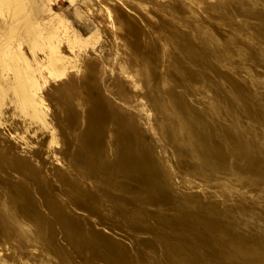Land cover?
<instances>
[{"label":"bare ground","instance_id":"1","mask_svg":"<svg viewBox=\"0 0 264 264\" xmlns=\"http://www.w3.org/2000/svg\"><path fill=\"white\" fill-rule=\"evenodd\" d=\"M203 2L164 0L152 7L158 24L141 17L143 25L135 17L126 18L129 15L117 23L127 31L122 38L124 60L144 86L171 159L160 158L153 142L148 143L151 139L137 133L132 120L109 110V101L85 77L81 90L88 104L80 117L82 129L73 135L77 145L67 157L66 170H50L61 196L50 189L55 181L48 185L47 177L35 176V194L49 216L20 177L18 182L13 174L16 183L0 176L4 250H13L14 243L19 251L27 248L31 254L26 261L34 264H60L59 258L72 256V250L89 264H155L158 249L161 264H264V77L257 74V70L264 74V66H259L264 64V42L259 24L244 20L258 19L264 0H216L207 8ZM59 15L38 0H0V127L25 142L29 133L37 136L36 155L57 141L47 118L49 99L41 92L48 80L41 69L47 68L53 77L62 75L69 63L76 66L75 48L83 43ZM60 30L72 55L59 50ZM72 115L73 121L80 116L74 120ZM12 161L5 164L11 170ZM193 178L201 183L195 184ZM212 183L218 189L215 193L207 191ZM249 187L255 189L252 206L243 199ZM70 206L88 214L96 207L104 214L115 211L108 218L117 217L114 223L104 220L109 215L97 220L126 241L93 229ZM151 207L154 210H148ZM57 229L62 242L56 238ZM137 232L147 233V240L135 239Z\"/></svg>","mask_w":264,"mask_h":264},{"label":"rangeland","instance_id":"2","mask_svg":"<svg viewBox=\"0 0 264 264\" xmlns=\"http://www.w3.org/2000/svg\"><path fill=\"white\" fill-rule=\"evenodd\" d=\"M209 1H210V4L212 2H214V3L216 2V0H213V1L212 0H205V2H203L204 7L207 8L210 6ZM38 2L42 5H44L45 7L50 8L51 11H54V13H56L57 16L60 14L59 16H61V18L64 20V22L69 26V28H70L69 30L75 31V33L82 39V41H83L82 45L83 46L81 45L80 48H77V47L75 48V51L79 52V53H77L78 57L76 58V63H77V64L75 63L76 66H73L69 63L70 65L69 64H68L69 66L66 65L65 73H63L62 75H60L58 77H53V76L49 75L47 68L42 67V69H41L42 75L48 79L46 82H44L42 84L43 89L41 90V92L45 98L47 97L46 100L49 99L48 101H46V102L50 103V104H48L49 109H48L47 118L49 117L48 120H49L50 124L54 127V135H55L57 141L52 142L51 145H48V146H45L44 148H41V150L43 152L40 155H36V154H34L33 150L39 146L38 139L37 140L34 139V138H37V136H34L32 133H29V135H27L29 137V140L27 142H25L22 139H17L14 134H12V133L9 134V133H7V131H4V129L2 130L0 127V129H1V131H0V163L5 165V164H8L9 162L11 163V161L14 158H16V159H14L15 161H12V162H13V166H15L13 169L17 168L16 169L17 172L14 170V172H15L14 173L13 169L11 170L10 168H7L9 165H12V163L11 164L9 163V165H5V167L3 166L4 171H2L3 168H1L2 165L0 164V168H1L0 169V176H2V178H4V179L8 178L11 181L13 180V182L15 181V177H17L16 180L18 182H19V179L21 178V180H22V181H20L21 183L25 182L23 184H25L27 187L31 186L29 188L33 189L32 191H33L35 197L37 198V200L39 199L38 203L42 206V207L39 206V208L41 207L40 210L42 209V212L44 214L46 213V215L49 216V214H50L49 211L46 210L45 207H43L39 196L37 194H35L36 193V191H34V187H35L34 185H35V180H36L35 176L38 177L39 176L38 174H40L43 177V179H45L47 177L46 183H48V185L49 184L51 185V181L53 183L56 180V178H53L54 176H51L52 174H50V172L56 168H59L62 170H66L68 168L69 164H68L67 159L69 160V158H67V157H70L73 154L72 153L74 150L72 148L73 145H74V148L77 145V143L74 142L75 141L74 137H75L76 133L81 131V129H82L81 128L82 127V120H81L82 118H80V117H82V114L84 113V111H82V110L87 108V105H86L87 102L85 100L86 96H85L83 90H81L82 81H84L85 79L86 80L88 79V81H90L91 84H96V86L95 85L94 86L96 87V90H98L101 93L102 97H105V99H106V100L104 99L105 102L108 103L107 101H109L110 104L109 103H108L109 105L107 104V106H110V108L107 107L109 110L114 112V114L116 112L118 114V115L116 114L117 116L122 117L125 120H128V121L132 120V122H134L133 120H135V122L134 123L131 122V124H132V126L134 124L133 128H135L136 130L138 127V132L135 129L134 130L137 133H139L142 137L145 138L148 136L147 137L148 140L151 139L150 142H148V140H147V142L149 144H151V142H153L151 144V146H153V148H154L153 150H155V153L160 158L169 161L171 159L170 155H172V154H170L171 151H169V148L166 147L165 146L166 144L163 143V140H161V136H160L159 130L157 128V123H156V121H154V118H153L152 113H151V108H150L149 102L146 99L145 95L143 94L144 93L143 90H145L144 86L142 84H140V82L138 81V79H139L138 76L133 74L134 72L132 73L131 67H129V64L126 65V63H127L126 59L124 60V58H125L124 53L127 52V49L123 45L122 38L127 34L126 33L127 31L122 29L121 27L117 28V23L125 15L130 16V17L125 16L126 18H134L135 17L139 21L142 20L141 24H143V25L145 24L146 21H149V20L152 23H153V21H155L157 23L158 22L157 19L154 20V18H156V17H155V12L153 14V11H155L153 9V8H155V7H153V5L157 6L159 4H162V3H164V0H38ZM205 4H207V5H205ZM138 6H140V8ZM132 7L134 9L136 8V10L134 11V9ZM195 7L200 10L199 13L204 14L202 12L203 10L198 8V6H195ZM259 7L262 8L261 6H259ZM260 8L258 10H260ZM254 10L255 9H253L252 11H254ZM117 11H118V13H117ZM260 11H261L260 12L261 16H259V18L257 17L258 19H256V18H253V19L252 18H250V19L245 18L244 19L243 17L242 18L251 25H255V26H257L258 24L260 25V27H259V25L257 26L259 28L258 30L261 33L260 40L262 42H264V40H262V39H264V38H262V37H264V36H262V35H264V9H261ZM139 13H141L142 16H140ZM116 14H117V16H116ZM141 17H144L145 22H143L144 20L141 19ZM184 18H186L185 20H187L188 23H190V19L188 20L187 17H184ZM216 20L219 21L220 19L218 18ZM234 20H232L231 22L233 23ZM257 21H260V22H257ZM156 23H154V24H156ZM191 23H190V25L192 27L196 26L192 19H191ZM234 24L236 26L237 22L235 23V21H234ZM58 32L60 33L59 34L60 41H59V43L57 42L59 50L62 49L61 51L64 52L65 54L69 53L70 55H72L74 52L73 51L70 52L71 51L70 48L67 46V43L64 41L65 38H63V37H66L65 33H63L61 30ZM238 37H240V36H238ZM243 38H244V36L243 37L241 36V39L240 38L239 39L243 40ZM142 45H144V44H142ZM119 46L121 47V49ZM39 52L41 53V51H39ZM204 52L207 53V50L206 51L204 50ZM250 52H254V49H251ZM122 53H123V55H122ZM236 61H237V58L235 59V62ZM125 65L128 66L129 68L126 67ZM236 65L237 64H235V66ZM79 66H80V68H79ZM259 66L261 68V66H264V64H262V65L260 64ZM259 66L257 67L255 65H253L252 67L254 70H257L256 68L259 69ZM127 68H128V70H127ZM238 69L239 70L241 69L240 65H237L235 67V70H237V72H240L241 70L238 71ZM261 69H264V67H262ZM261 69H260V71H261ZM257 71H258L257 74H261V77H264V76H262V75H264V74H262V72L259 73V70H257ZM262 71H264V70H262ZM130 74H131L132 78H131ZM133 76H135V77H133ZM133 78H134V80H133ZM262 79H264V78H262ZM134 83L137 84V86H135ZM94 91H95V89H94ZM52 103H53V106L51 105ZM54 108H56V109L58 108V109L56 110ZM59 108H63L64 110L65 109L66 110L64 111L63 109L61 110ZM111 108H113L114 110ZM68 109H69V113H68ZM59 110H61L62 113ZM63 112H65V113L67 112L66 113L67 116ZM56 113H58V115ZM75 113H77L80 116L76 117L78 120L76 119V121H73L72 120L73 119L72 114H74V120H75V115H77ZM69 114L72 116H70ZM57 116L58 117L62 116V119L61 118L58 119ZM65 116H66V118L71 117V119L70 118L64 119ZM57 119H58V122H57ZM63 119L65 121H63ZM79 119L81 120V122H79L80 121ZM59 120H62V121H59ZM63 122L66 126H64ZM71 122L73 124L74 123L75 124L71 126L70 125ZM77 123H78V125H76ZM59 125H61V126H59ZM68 126L72 127V129L70 127L72 132L70 131V129L68 130V128L65 129V127H68ZM77 126H79V127H77ZM67 130H68V132L69 131L70 132L67 133ZM65 132L67 135L64 134ZM141 132H143L144 134ZM145 132H146V134H145ZM31 135H33V136H31ZM68 135H69V137H68ZM73 135H74V137H73ZM67 140H68V143H67ZM70 140H72V141H70ZM31 141L32 142L34 141L33 144ZM66 145L70 146L69 147L70 149L67 148ZM154 145H156V146H154ZM159 147H160V149H159ZM66 150L67 151L71 150L70 151L71 153L66 152ZM67 153H70V155L68 156ZM8 158H10V159L12 158V160H10ZM17 160H18V163L16 162ZM2 162H5V163H2ZM20 162H22V163L24 162L27 164H25V166H24ZM26 165L28 167V170L25 169ZM20 166L21 167L24 166L25 168H21ZM18 168L21 170H19ZM23 169L28 171L27 175L29 177L31 175L32 176V177H30L31 179L28 176L24 177L26 175H23V173L25 174L27 171H25ZM5 170L6 171L8 170V172H10V173L13 172L12 175L10 173H7V172L6 173L8 175L6 173H4ZM19 171H21V172H19ZM29 171L32 172V174L29 173ZM51 173H53V172H51ZM13 174L15 177L13 176ZM33 174H34V176H33ZM180 175L181 174L178 175L179 178L181 177ZM11 176H12V178H9ZM179 178H177V179H179ZM53 179H55V180H53ZM193 179L195 181V184L201 183L200 179H197V178H193ZM18 182H16V183H18ZM30 183L32 185L33 184L34 185L32 186ZM58 184L59 183L55 181L53 183L54 186L51 185L50 189L52 188L51 190L53 192L56 191V193L58 192L57 194H59L61 196L60 191L58 189ZM217 190L218 189H217L215 183H212L210 187H207V191L210 193H215ZM254 192H255V189L252 187H249L248 192H246L244 194L243 199H244L245 204L247 206L253 205V201H252L251 196L253 195ZM56 193H54V194H56ZM57 194H56V196H59ZM70 208H71V210H73L74 213H76V215L78 214L79 217L82 216V218L86 219V221L89 220L91 223L90 222H88V223H90V225L93 227V229L98 230V231L103 230L102 232H104V233L110 234L112 236H115L116 238H120V239L126 241L125 239H123V237L121 238L122 235L119 232H117V230H115L112 226L108 225L106 222L103 224H100L98 221L100 216L105 218L109 215L104 220L107 219V221L110 220L112 223H114L113 221H114V219L117 220V217H115L113 219H111V218L114 216L115 211H113L114 214L112 212L110 213V214H112V216H111L110 214H106V213L104 214L102 211V208L96 207L95 208L96 211L97 212L100 211V213L99 212L97 213L94 210L93 212L91 211V213L95 212L96 214H92L90 216L91 213L88 214L87 210H84L81 208L80 209L76 208V206L75 207L70 206ZM148 210H154V208L151 207ZM164 213H170V212H164ZM84 215L86 216V218L83 217ZM110 216H111V218L108 220V218ZM97 218H98V220H97ZM122 227H124L123 229H125V230H127V228H128V227L126 228V226H122ZM58 231H59V233H58ZM137 233H138V235H137L138 237H136L135 239L139 238L138 241H141V240L144 241L145 239L147 240V238H146V236L148 235L147 233H145V232L144 233L143 232H137ZM143 234H145V235H143ZM132 235H133V237H135L136 233H132ZM57 236H56V238L60 242H62L63 240H62V234H61L60 229H57ZM142 237L143 238L145 237V239H143ZM13 243L14 242H12V244ZM14 244H13L12 248L10 247V249H13V250H8V249L4 250L5 248L0 246L2 248V250L0 248V262H2V263L4 262V264H34L33 262L29 263L26 261L28 256H30V254H31V253H28L30 251L27 250V248H23V247H22V249H24V251L22 249L19 251V249H17L16 244L15 245ZM34 250H36V249H34ZM158 251H159V249L157 251H154V252L158 253ZM21 252H23V253H21ZM72 252H73L72 256L66 255L67 257L64 258L65 260L61 261V258H59V260L61 262H64V264H67V263L68 264H71V263L72 264H89L88 262H85V260L79 254H76L75 251L72 250ZM157 253L156 254L154 253L155 254L153 256L154 257L153 259L155 260L154 262H155V264H159V263L161 264V261L158 259H161L162 257L160 256V253L159 254H157ZM77 255H79L80 257ZM158 256H160L161 258L160 257L158 258ZM56 260H58V259H56ZM59 260H58V262L61 264V262ZM35 264H48V263L37 262Z\"/></svg>","mask_w":264,"mask_h":264}]
</instances>
